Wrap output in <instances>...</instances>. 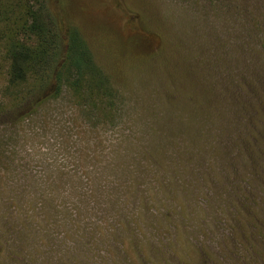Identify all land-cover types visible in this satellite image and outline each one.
I'll return each instance as SVG.
<instances>
[{
    "label": "rangeland",
    "instance_id": "1",
    "mask_svg": "<svg viewBox=\"0 0 264 264\" xmlns=\"http://www.w3.org/2000/svg\"><path fill=\"white\" fill-rule=\"evenodd\" d=\"M121 1L144 42L49 0L112 110L0 62V264H264V0Z\"/></svg>",
    "mask_w": 264,
    "mask_h": 264
},
{
    "label": "trees",
    "instance_id": "2",
    "mask_svg": "<svg viewBox=\"0 0 264 264\" xmlns=\"http://www.w3.org/2000/svg\"><path fill=\"white\" fill-rule=\"evenodd\" d=\"M67 1L83 19L91 7H100L107 27L124 39H147L121 0ZM0 62L15 100L32 95L40 104L65 86L81 106L115 107L118 93L95 65L80 31L49 0H0Z\"/></svg>",
    "mask_w": 264,
    "mask_h": 264
}]
</instances>
